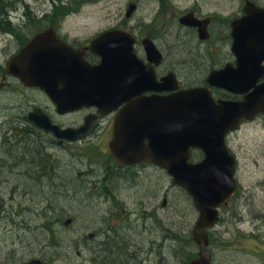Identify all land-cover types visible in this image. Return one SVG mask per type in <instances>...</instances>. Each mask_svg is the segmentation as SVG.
<instances>
[{
    "label": "rangeland",
    "instance_id": "obj_1",
    "mask_svg": "<svg viewBox=\"0 0 264 264\" xmlns=\"http://www.w3.org/2000/svg\"><path fill=\"white\" fill-rule=\"evenodd\" d=\"M56 1L60 4L75 0ZM83 1L86 4L81 7V10L72 13L62 23L61 28L70 30V34H93L98 29L114 27L141 29L144 28L143 24L152 21L158 10H160V16L165 10L168 11V8L170 9L173 5L171 1L183 8L192 2V0ZM158 1L166 3L167 8H159ZM259 1L264 2V0ZM26 2L34 10V13L31 11V18L36 13L51 11L54 8L52 0H26ZM131 2L136 3L138 7L133 18L128 20L126 11ZM200 2L207 4L212 11L231 9L230 3H239L235 0H200ZM0 3L6 4L7 0H0ZM19 16L22 15H13L15 18ZM31 18L26 19L27 23ZM190 68L193 72H197L195 65ZM199 73H202V70H198ZM228 144L239 163L237 171L239 191L236 198L222 209L219 224L211 230L212 264H264V260L259 255L261 253L264 257V123L257 121L244 126L228 137ZM34 146L39 150H45L50 147V143L44 144L43 141L37 140ZM21 151V144L9 142L3 154L6 163L4 176L0 177V264H23L32 258L31 256L44 258L46 264H93L98 262L94 247H104L108 250L116 247L117 251L120 250L119 252L124 254L122 246L104 245L102 241H94V237L90 236L92 234L102 238L109 236L115 241L117 238H125L130 230H133L128 216L120 214L118 220L122 224L107 232L111 226L110 221L114 220L108 216V211L114 204L99 195L75 196L67 193L68 188L78 186L77 180L71 174L73 170H66L67 162L64 158L61 159V164L58 162L56 165L59 169L51 173V180L45 178V182L41 183L34 181L32 177L28 178L25 172L39 163L22 162L18 159ZM49 181L51 190L45 187V183ZM164 183L166 187L170 184L166 175ZM149 184L152 189L153 186L155 188V178ZM18 185L28 187L24 191L23 187ZM153 191L155 193V190ZM152 194H149L148 198ZM130 198L133 199L131 196ZM21 199L23 211L18 206ZM125 216L126 218H123ZM68 218H72L73 221L70 225L64 226ZM197 219L198 212L187 195L181 190L171 189L168 192V203L163 213V225L158 223L159 226H156V221L153 225L147 223L148 227L144 229L143 235H149L148 237L156 240L170 239L174 235L176 220V226L180 228L176 233L180 242L175 246L172 240H168L166 246L155 247L156 250L160 249L158 253L148 256L141 251L145 252L150 247L143 248L138 251V257L143 259V264H184L188 251L198 252L194 242L190 244L188 241V233L192 231ZM27 220H31L30 229L25 228ZM47 220L59 221L54 230L61 242L58 252L44 247L46 240L43 232L36 229L37 225ZM129 234L137 236L136 239L141 238L139 233L130 232ZM182 243H184L183 248ZM130 251L133 252L134 249L130 248ZM148 251L150 253V250ZM115 255L122 254L112 253V256ZM122 261L123 264H128L127 257ZM133 261L137 262L135 259ZM114 264H122V262L115 259Z\"/></svg>",
    "mask_w": 264,
    "mask_h": 264
},
{
    "label": "flooded vegetation",
    "instance_id": "obj_2",
    "mask_svg": "<svg viewBox=\"0 0 264 264\" xmlns=\"http://www.w3.org/2000/svg\"><path fill=\"white\" fill-rule=\"evenodd\" d=\"M259 6L264 7V3L257 1ZM185 14L194 16L201 23V28L207 26L206 41H202L199 35V28H192L187 30L193 31L191 35L192 42L187 44L183 39L177 38L172 41L171 49H162L164 53L163 64L156 68L157 76L161 78L168 73H175L180 79L184 87L197 83L200 75L193 72L188 67L195 65V69L202 66L201 62H208L210 65L207 70L221 68L226 64L234 63V56L231 54L230 48L232 46L231 26L232 22L244 15V8L241 4L238 8H226V12L217 14L208 9L207 6L199 3L190 4ZM5 32V33H4ZM4 33V34H3ZM68 41L78 47L87 46L91 41L89 38L69 39ZM142 39L136 37V51L141 59L147 60V54L142 46ZM29 42L28 35L18 34L17 30H0V95L4 94L6 97L7 111L13 112L11 121L16 125V130L20 132L21 123L25 122L24 127L29 126L27 130L28 136L32 140V147L35 142L43 141L44 144H49L53 150L60 145L62 151L61 159L67 162L66 170H73L71 173L73 178L79 182L86 179L90 182L93 191L100 196L109 195L113 197L118 196H134L138 198L136 208H132L129 215L135 218V222H142L145 216L143 209L146 202V195L148 192V164H140L134 166H123L115 161L110 153V144L114 137L113 125L115 118L124 105L120 107L113 114L106 118L96 119L93 128L90 130L87 137L77 142H67L59 144L58 140L50 133H45L28 118L30 111L39 109L47 114L53 123L58 124L62 128L75 127L80 128L85 124L88 115H96L98 110L95 108L82 109L76 113L68 115H58L56 109L53 107L46 95L39 89L26 87L19 79L14 77L8 69L9 60L19 53ZM190 53V54H189ZM191 53H193L191 55ZM189 58H186V56ZM87 57L92 63H98L99 58L96 55L87 53ZM264 70V61L262 62ZM188 69V70H187ZM257 86L264 83V72L260 75ZM206 84V78L203 81ZM212 94L216 101L223 99H232L241 101L243 97L233 96L229 93L212 88ZM11 93L16 94L15 98H11ZM33 93H38L41 97H33ZM148 95V93H145ZM264 118V116H261ZM39 135V136H38ZM4 143L0 138V148ZM85 148L90 149V153L85 152ZM2 155L3 153L0 152ZM56 154V153H55ZM0 155V160L1 158ZM94 155V156H93ZM57 157L59 155L57 154ZM158 169V168H156ZM75 175V176H74ZM83 177V178H80ZM80 178V179H79ZM87 185V184H86ZM158 193L164 195V183L161 180L157 183ZM80 186V185H77ZM85 191L84 185L76 189V193L80 194ZM140 218V220H139ZM131 236L121 239V243L127 245L139 244V249L145 248L148 244L147 236ZM104 244L109 238H98ZM99 251H105L103 248H98ZM128 251V249L126 248ZM130 251V250H129ZM108 255L110 252L107 253ZM137 256L136 254H133ZM128 264H138L137 262L129 261Z\"/></svg>",
    "mask_w": 264,
    "mask_h": 264
},
{
    "label": "water",
    "instance_id": "obj_3",
    "mask_svg": "<svg viewBox=\"0 0 264 264\" xmlns=\"http://www.w3.org/2000/svg\"><path fill=\"white\" fill-rule=\"evenodd\" d=\"M234 52L239 56L242 69L253 70L254 52L251 49L243 48L240 41L236 39ZM110 66L102 65L96 69L78 67L73 77L79 83L84 82L88 87L80 89L84 93V99L81 103L85 105H103L104 102L110 101ZM229 70L223 71L219 75L214 74L213 78L226 75ZM75 94L77 91H74ZM197 91L187 92L186 95L194 94ZM183 100V99H182ZM181 100V101H182ZM71 101L77 102L72 99ZM253 102V100H252ZM251 102V103H252ZM71 103V102H70ZM183 109L188 112H181L179 127H175L171 121H165L163 125L154 128L149 125V139L153 144L154 151L161 150L159 160L161 165L168 169L169 173L174 176V181L184 187L193 197L194 203L201 212L200 219L194 229V237L200 247V257L191 264H209L211 253L207 249L209 244L208 234L205 231L207 227L214 225L218 220L217 207L225 203L236 189L234 180L235 161L227 151L219 153L214 148H207L208 155L204 162L193 165L189 162L187 148L183 147L181 136L189 134L198 128L197 118H202L206 110L205 106L191 104L186 105ZM201 114V115H200ZM204 125L207 123L204 122ZM56 133L63 137L67 131ZM198 141L207 142L208 139L203 137ZM126 151V150H125ZM130 151V150H129ZM122 158L123 155H118ZM137 158V156H133ZM141 159L147 156H141ZM29 264H42L40 261H32Z\"/></svg>",
    "mask_w": 264,
    "mask_h": 264
},
{
    "label": "trees",
    "instance_id": "obj_4",
    "mask_svg": "<svg viewBox=\"0 0 264 264\" xmlns=\"http://www.w3.org/2000/svg\"><path fill=\"white\" fill-rule=\"evenodd\" d=\"M0 6H2L1 3H0ZM32 148L35 149V146H33ZM36 151H37V153H38L37 147H36ZM34 152H35L34 150H31V151L29 152V154L34 153ZM26 157H27V155H26ZM50 234H51V235L53 234L52 230H51V233H50ZM52 238H53V237H52ZM58 246H59V244L56 243V242L53 240V248L56 249V248H58Z\"/></svg>",
    "mask_w": 264,
    "mask_h": 264
},
{
    "label": "bare ground",
    "instance_id": "obj_5",
    "mask_svg": "<svg viewBox=\"0 0 264 264\" xmlns=\"http://www.w3.org/2000/svg\"><path fill=\"white\" fill-rule=\"evenodd\" d=\"M4 143V142H3ZM1 155V154H0ZM10 156V155H9ZM15 159V158H14ZM18 159H20L19 157H18ZM13 160V159H12ZM11 160V161H12ZM10 161V162H11ZM16 161H17V159H16ZM13 162V161H12ZM15 162V161H14ZM22 164V163H21ZM14 165V164H13ZM19 166H21V165H19ZM24 166V165H23ZM22 167V166H21ZM18 168V167H17ZM65 175V174H64ZM63 176V175H62ZM62 176H61V178H62ZM53 178V177H52ZM64 178V177H63ZM54 179V178H53ZM83 198V197H82ZM139 220H140V218H139ZM104 229V228H103ZM147 232V231H146ZM152 232V231H151ZM149 236V235H148ZM151 236V235H150ZM153 236V235H152ZM157 238V237H156ZM158 239V238H157ZM167 245V244H166Z\"/></svg>",
    "mask_w": 264,
    "mask_h": 264
}]
</instances>
